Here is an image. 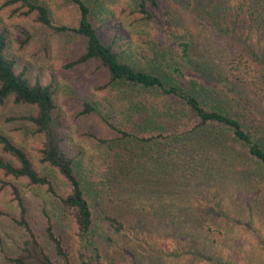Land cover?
<instances>
[{"label": "rangeland", "instance_id": "374dc122", "mask_svg": "<svg viewBox=\"0 0 264 264\" xmlns=\"http://www.w3.org/2000/svg\"><path fill=\"white\" fill-rule=\"evenodd\" d=\"M8 1L0 0V33L7 37V54L14 59L18 72L53 86L57 111L66 125L67 145L80 154L76 169L93 212L90 258L105 264H264L263 196L251 197L247 206L245 196L220 190L223 184L217 178L220 183L192 171L191 161L174 145L164 143V136L154 142L125 138L104 121L142 137L160 136V132L173 129L166 114L173 108L182 110L184 105L175 101L163 113L143 110L140 105L155 100L160 91L122 82L106 86L108 74L93 62L69 67L84 52L85 39L44 26L36 14L26 16V8L7 5ZM33 1L48 8L54 26L79 24L80 10L73 0ZM83 1L91 8V21L102 40L112 44L134 69L161 77L166 86H176L199 98L205 107L239 119L245 127L250 125L247 119L253 109L264 114V80L256 72L258 68L245 65L242 58L232 64L231 57L244 50L234 37L217 31L212 23L216 21L205 13L218 7L215 18L222 21L217 19L219 15L226 17L221 9L235 6L234 0H162L163 11L164 4L170 9L172 24H167L161 14L155 20H137L138 14L133 12L141 0ZM182 40L193 41L192 56L184 68L206 78L207 86L176 78L165 70L176 42ZM259 40L254 36L252 46ZM221 57L230 60L222 66ZM238 64L244 71L243 81L234 76L240 77ZM87 103L99 113L82 114ZM32 109L10 101L0 107V131L51 178L58 196L46 187L28 186L25 180L7 176L0 169V264H11L10 259L28 237L16 222L19 210L13 186H18L25 197L31 229L52 259L60 261L47 236L49 223L71 264H80L76 223L72 211L59 199L69 193V186L55 169L42 162L44 138L29 122L5 121L10 115L22 116ZM0 157L11 159L1 147ZM113 219L121 223L119 231ZM191 243L205 245L202 256L185 253Z\"/></svg>", "mask_w": 264, "mask_h": 264}, {"label": "trees", "instance_id": "16d2710c", "mask_svg": "<svg viewBox=\"0 0 264 264\" xmlns=\"http://www.w3.org/2000/svg\"><path fill=\"white\" fill-rule=\"evenodd\" d=\"M79 7L80 20L77 26H54L48 8L33 0H9L7 5H18L26 8V16L36 14L37 20L44 26H48L60 32H72L80 35L86 41L84 52L68 66L76 67L87 65L90 62L102 67L108 74L106 86L117 83L135 85L143 90H158L160 96L153 101H146L140 105L143 110H151L155 113L165 112V107L175 101L183 104V108L174 109L166 114L165 119L172 125L171 131L160 132V136L149 138L142 137L130 130L122 129L117 124L105 120V124L119 135L125 138H135L139 141L154 142L163 138L164 143L174 145L183 156L187 158L194 172H202L200 175L221 181L220 190H233L234 194L245 196L250 206L252 199L260 194L264 197V114L253 112L248 114V127L224 112L211 110L204 106L199 98L191 96L179 90L176 86H166L163 79L155 74L134 69L124 61L112 44L105 43L100 37L96 27L91 21V8L83 0H73ZM162 0H141L138 10L133 13L139 21L155 20L159 14L165 16L167 24L170 9ZM235 6L227 9L223 7L216 20L218 7L206 9L205 13L215 26V29L227 37H234L244 52L231 57L232 64L238 58H242L245 65L258 68L256 71L264 80V0H234ZM216 11V14L212 13ZM173 23H175L173 21ZM172 24V23H171ZM254 36L260 40L252 46ZM246 37L248 41H246ZM193 41H177L171 52V57L165 62V70L171 76L182 80L201 82L207 86V79L200 75H193L191 70L184 68L192 56ZM263 45V46H262ZM8 41L4 33H0V107H5L10 101L14 106L33 108L22 116H8L5 121H24L31 123L37 134L44 139L40 151L42 162L55 169L69 186L66 196H59L64 208L72 211L76 227L79 248L77 257L80 264H105L99 258L92 260L89 256L90 235L93 226V212L89 199L78 176L76 164L80 154L70 150L66 141V125L59 113L55 100L53 86L41 83L39 80H31L24 72H18L14 59L8 54ZM231 54V53H229ZM221 65L229 62L230 57H221ZM236 65V64H235ZM238 80L245 78L243 68L238 64ZM250 70V69H248ZM240 78V79H239ZM104 87V86H103ZM175 102V103H176ZM168 109L166 108V112ZM99 111L87 103L82 114ZM249 113V109H248ZM90 137L98 138L94 133ZM102 142L103 140H99ZM105 143V141L103 142ZM0 147L3 153L11 159L0 157V169L7 176L17 180H25L28 186L46 187L53 196H58L55 184L51 178L41 173L28 153L6 134L0 131ZM78 156V157H77ZM197 167V168H196ZM198 168H200L198 170ZM215 179V183H220ZM218 186V185H217ZM221 186V185H219ZM14 200L18 208L19 217L17 224L23 227L28 237L23 239L19 246V252L10 259L11 264H71L70 257L63 248L62 241L55 235L51 223L47 228V236L55 248L59 262L54 261L45 247L31 229L29 223V208L25 197L18 186H13ZM251 197H253L251 199ZM214 210H218L214 206ZM117 224V231L122 227L121 223L113 219ZM180 224L182 222H179ZM190 226H187V229ZM179 228V226H177ZM193 232V231H192ZM195 232H197L195 230ZM205 246V245H204ZM201 243H191V247L185 250L192 256H202L204 247ZM99 257V256H98ZM209 258L208 256H204Z\"/></svg>", "mask_w": 264, "mask_h": 264}]
</instances>
